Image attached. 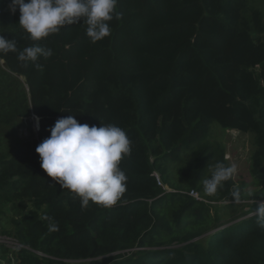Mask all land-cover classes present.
I'll return each mask as SVG.
<instances>
[{"label":"trees","instance_id":"trees-1","mask_svg":"<svg viewBox=\"0 0 264 264\" xmlns=\"http://www.w3.org/2000/svg\"><path fill=\"white\" fill-rule=\"evenodd\" d=\"M8 2L0 0V35L22 50L34 42ZM117 13L97 43L82 23L39 41L53 51L39 59L43 70L0 54V235L20 243L0 244V254L13 253L16 264H264V228L253 214L264 200V12L254 0H118ZM69 115L119 126L132 141L120 162L126 190L111 207L82 209L40 167L36 147ZM33 116L38 132L21 136ZM214 122L255 138L257 190L241 189L252 206L232 217L189 192L165 193L154 177L177 188L170 163ZM198 159L188 191L203 190ZM233 187L231 178L220 198L232 201Z\"/></svg>","mask_w":264,"mask_h":264},{"label":"clouds","instance_id":"clouds-1","mask_svg":"<svg viewBox=\"0 0 264 264\" xmlns=\"http://www.w3.org/2000/svg\"><path fill=\"white\" fill-rule=\"evenodd\" d=\"M118 0H9L8 10L20 13L19 24L34 43L18 50L15 39L0 35V54L16 52L20 62H31L38 70L43 65L41 57L53 55L50 48L42 47L39 41L59 33L68 25L82 23L91 43H97L110 36V23L117 13ZM39 130V116L33 117ZM50 136L35 149L40 158V167L59 184L61 189H69L80 198L81 207L89 203L111 207L120 200L126 190L127 176L120 168L125 156L131 155L132 141L125 130L113 124L99 126L81 124L72 115L59 118L48 129ZM235 163L226 165L217 162L210 176L203 179L204 191L214 195L224 182L237 173ZM235 203L241 202V190L231 192ZM254 215L256 223L264 228V200L256 201ZM49 220V230L58 231V223Z\"/></svg>","mask_w":264,"mask_h":264},{"label":"rangeland","instance_id":"rangeland-1","mask_svg":"<svg viewBox=\"0 0 264 264\" xmlns=\"http://www.w3.org/2000/svg\"><path fill=\"white\" fill-rule=\"evenodd\" d=\"M254 6L259 7L264 12V0H254ZM2 68L3 65L0 63ZM34 117V116H33ZM27 119L25 126L20 128V134L23 137L29 136V129H32L36 134L38 130L35 127V121ZM204 150V152H203ZM255 138L251 134H242L237 131H225L218 123L211 125V130L208 137L199 145L191 149L185 155H182L181 160L176 163H170V178L172 183L177 187L173 188L164 183L165 186L182 193L195 191L199 201H206L215 210H220L223 217H232L242 212L250 210L252 203L249 201H241L235 203L233 200L220 198L222 196L221 188L214 195H209L201 189L188 191L186 186L195 176V171L198 166V158L202 157L205 163V174L203 179L210 176L212 167L217 163V159L224 156L226 163L237 165V173L233 177L234 187L240 190L247 187V191L254 192L257 187L254 186L255 178L252 175V158L255 153ZM202 152V153H201ZM203 181V180H202ZM225 185V182H224ZM224 185L222 188H224ZM215 201H209V198H217ZM212 200V199H211ZM0 237H4L0 235ZM13 251V249H12ZM0 264H16L13 253L6 256L0 254Z\"/></svg>","mask_w":264,"mask_h":264},{"label":"built area","instance_id":"built-area-1","mask_svg":"<svg viewBox=\"0 0 264 264\" xmlns=\"http://www.w3.org/2000/svg\"><path fill=\"white\" fill-rule=\"evenodd\" d=\"M0 13H1V10H0ZM154 177H155L158 185L164 189L165 193H173L174 192L172 189L168 188L167 186H165L163 184L162 179L158 173H155ZM188 195L195 198L196 200H200V199H198V195L195 191L189 192ZM0 244L4 245L5 247L10 248V249H16V248L20 247L19 241L12 238V237H9V236L0 237ZM35 253L38 254L39 256H42V257L44 256L41 253H38V252H35Z\"/></svg>","mask_w":264,"mask_h":264}]
</instances>
